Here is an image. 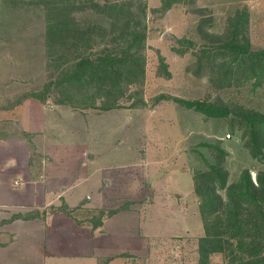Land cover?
Here are the masks:
<instances>
[{"label": "rangeland", "instance_id": "obj_1", "mask_svg": "<svg viewBox=\"0 0 264 264\" xmlns=\"http://www.w3.org/2000/svg\"><path fill=\"white\" fill-rule=\"evenodd\" d=\"M146 1V78L138 87L144 91L148 105L111 111L91 106L77 109L58 103L64 96L58 87L47 93L46 103L36 97L27 98L21 104L29 100L42 102L48 110L61 108V111L48 112V118L44 114L41 128L33 132H26L22 127L16 131L14 120L2 127L8 119L4 120L6 114H0V128H9L7 132L12 135L15 132L23 135L28 146L16 143L0 146V177L12 186L15 178H26L17 159L28 156L30 145H40L42 138L47 144L64 138L62 141L73 144L67 146L68 154H81L87 161L90 151H97L100 157L106 155L114 159L113 163L122 164L125 177L121 176L120 184L126 185L119 187L127 200L135 201L140 219L142 216L147 219L140 223L130 221L131 215H120L118 221L107 222L104 227L110 237L96 243L97 256H114L106 264H198V243L204 226L200 198L194 187L195 171L218 163L228 173V183L238 181L244 170H249L257 183V176L264 170V145L261 160L250 152L247 146L250 138L245 135L248 131L241 129L235 115L207 117L184 107L176 98L221 101L264 114V82L258 85L257 78L248 77V71L240 73V64L231 54H226L225 48H220L228 32L233 31L230 19L240 12L244 13V22L237 39L248 42L253 51L264 48V0H185L165 12L157 10L162 0ZM59 3L60 0H0L1 112L20 105L16 101L27 93L44 92L47 82L56 79L58 72L74 60L76 51L72 45L57 42V36L52 38V44L48 43V11L56 10ZM72 16L82 22L88 19L91 24L105 26L102 35L96 32V49L112 44V20L106 14L74 7ZM67 41L71 43V38ZM52 54L57 57L56 71L50 67ZM62 55L66 58L62 59ZM161 55L169 76L159 71ZM244 65L249 66L248 62ZM237 78H241L239 84ZM161 94L171 98L158 102ZM39 166L40 160H37L32 169L34 173L39 171ZM16 187L24 194L30 192L24 182ZM218 191L227 202L226 190ZM25 198L34 204L41 197L29 193ZM49 224L45 245L52 241L53 232L60 240L59 248H65L64 240L58 236L61 228L56 223ZM138 232L142 233L143 240L137 235L133 241L132 236ZM134 249L137 255H126L130 263L120 255L115 256ZM97 256H64L62 263L101 264ZM56 259L50 253L48 264ZM224 260L220 252L211 256L213 263Z\"/></svg>", "mask_w": 264, "mask_h": 264}, {"label": "trees", "instance_id": "obj_2", "mask_svg": "<svg viewBox=\"0 0 264 264\" xmlns=\"http://www.w3.org/2000/svg\"><path fill=\"white\" fill-rule=\"evenodd\" d=\"M184 1L162 0L157 10L165 12ZM74 7L101 12L111 18L112 44L96 49V32L102 35L105 26L95 22L91 24L88 19L82 22L74 18ZM147 10L146 0H60L56 10L50 8L48 11V43L52 44V38L57 36V42L64 46L72 45L76 51L74 60L58 72L56 79L47 82L44 92L27 93L16 103L21 104L30 97L46 103L47 93L53 87H58L64 93L58 103L72 108L91 106L101 111H111L146 107L148 104L144 91L138 85L144 84L146 78ZM243 14L240 12L239 16L230 19L233 31L228 32L220 48H225L226 54H231L232 59L240 64V73L246 74L248 71V77L257 78L256 84L261 85L264 82V48L253 51L249 48L247 38V43L237 39L243 28ZM68 38H71V43L67 41ZM178 51L184 53L185 50ZM51 56L50 67H55L56 71L57 57ZM60 57L64 59L66 55ZM246 62L248 67L244 65ZM159 71L170 75L162 55ZM229 71L226 70V73ZM240 79L237 78V84ZM168 98L171 97L164 94L157 97L158 102ZM176 100L207 117L227 118L235 115L233 117L240 123L241 129L243 127L248 131L245 135L250 138L247 144L250 152L260 158L264 145L263 113L241 105L230 106L221 101ZM215 149L219 150L218 147ZM193 178L196 195L200 198L199 208L204 226V234L198 243V264H264V170L257 176V183L251 172L244 170L239 180L230 184L228 173L218 163H213L208 169L196 170ZM220 189L226 190L227 202L219 193ZM129 206L128 203L124 205ZM218 252L224 255L225 260L213 263L211 256Z\"/></svg>", "mask_w": 264, "mask_h": 264}, {"label": "crops", "instance_id": "obj_3", "mask_svg": "<svg viewBox=\"0 0 264 264\" xmlns=\"http://www.w3.org/2000/svg\"><path fill=\"white\" fill-rule=\"evenodd\" d=\"M45 106L42 102L29 100L0 111V114H6L4 120L8 119L2 127L14 120L16 131L18 127L26 132L39 131L44 114L48 118V112L61 111V108L55 109L56 111L48 110ZM8 129L0 130V146L16 143L28 147L23 135L15 131L16 135H12L7 132ZM58 140L53 143L48 141L47 144L42 138L40 145H30L28 156L26 154V157L17 159L21 161L17 165L26 178H15L14 186L0 177V264H48L50 253L57 258L53 264H63L64 256L96 257V243L110 237L109 231L104 227L107 222L118 221L120 215H131L128 217L130 221L139 220L140 223L147 220L143 216L140 219L135 201L127 200L121 190V186L126 185L120 184L121 176H124L121 163H113L114 159L106 155L105 158L100 157L97 151H90L88 161L81 154L69 155L66 148L73 144L62 141V137ZM46 145H49L48 148ZM90 157L94 160L91 161ZM37 160H40L39 171L34 173L32 169L36 167ZM10 164L14 165L13 162ZM31 179L38 184H33ZM23 182L25 187H30L29 193L41 197L38 202L30 203L25 198L29 193L24 194V191L16 187L22 186ZM6 195L10 199H3ZM126 203L130 206L124 207ZM49 222L53 226L56 223L61 228L58 236L64 240L65 248H59L60 240L53 232V238L56 239L52 238L49 245H45ZM137 235L142 241L141 232L132 236L133 241H136ZM68 251L71 253H62ZM137 253L134 249L122 251L115 256L120 255L130 263V258L126 255ZM97 257L101 264L114 258L105 254Z\"/></svg>", "mask_w": 264, "mask_h": 264}]
</instances>
